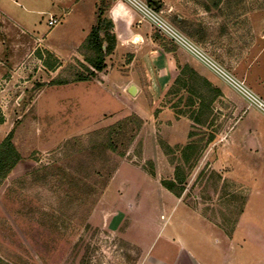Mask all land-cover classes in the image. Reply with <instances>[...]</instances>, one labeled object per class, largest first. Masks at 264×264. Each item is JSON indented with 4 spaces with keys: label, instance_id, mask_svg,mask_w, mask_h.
<instances>
[{
    "label": "rangeland",
    "instance_id": "1",
    "mask_svg": "<svg viewBox=\"0 0 264 264\" xmlns=\"http://www.w3.org/2000/svg\"><path fill=\"white\" fill-rule=\"evenodd\" d=\"M117 1L139 13L135 28L151 24L152 50L160 53L134 60L133 44L117 42L106 69L89 83L48 86L87 64L80 56L50 71L36 55L47 50L37 35L63 57L72 53L77 42L69 26L24 28V40L0 27V144L12 133L20 156L0 186V264H143L142 247L161 248L172 228L184 227L192 243L223 264H264V111L258 103L264 104V0L109 4ZM185 65L224 93L209 129L177 117L189 110L187 91L168 94ZM132 86L140 96L129 92ZM134 114L143 120L141 130L124 124L114 136L125 157L90 144L89 135ZM192 131L216 138L188 173L182 197L235 241L231 253L160 185L175 177L170 158L180 160L162 144L186 146ZM118 213L126 216L110 229Z\"/></svg>",
    "mask_w": 264,
    "mask_h": 264
},
{
    "label": "crops",
    "instance_id": "2",
    "mask_svg": "<svg viewBox=\"0 0 264 264\" xmlns=\"http://www.w3.org/2000/svg\"><path fill=\"white\" fill-rule=\"evenodd\" d=\"M105 5L106 7L103 8ZM101 9L107 10L103 18L112 21L114 24V34L119 47H125L130 43L133 44V48L136 49V52H131L135 56L134 60L138 59L139 56H142L143 59H150L157 53H160V50H152V46L155 48L157 46L152 42L149 36V33H151L153 29L151 24L149 22H144L139 29L135 28L136 23H138L140 19L139 13L135 8L123 1H117L113 3V5H110L109 0H0V27L6 28L8 34L17 33L22 39L26 35L24 28L36 29L40 28L43 24H47L49 27V21L52 19L59 21L57 26H69L73 29V31H71L72 38L76 40L77 45L74 47V51L67 57H63L61 51L57 49L54 44L40 40L41 38H39L38 35L36 36L38 42L47 49L46 51L54 54L63 67L66 62L65 60L71 58L80 59L81 55L78 52L79 48L85 42L93 27L97 25L100 12H103ZM35 29L33 34L27 35L28 38L31 35L35 36L37 30ZM119 47H117L118 50H120ZM165 56L167 57L168 54L166 53ZM104 87L105 88L102 89H104L107 94H110L106 86ZM137 90V94L140 96L142 90L140 88ZM110 95L112 96V94ZM115 99H118L117 101L122 106L125 105L120 98L117 97ZM133 111L139 115L137 110L133 109ZM110 113L111 112H107L106 114ZM120 168L118 169V173ZM155 181L159 183L158 180ZM177 201L181 205L184 204L186 215L190 216V219L201 224L208 232L209 230L210 233L214 232L216 237L218 239L220 238L219 240L217 239V242H219L221 246L230 247L229 249L227 248V252L231 253V250L235 247V241L226 235L223 228L218 223L215 224L210 222L198 211L188 206L186 202H184V197L177 198ZM118 214L119 215L113 216V221L110 220V222H108L110 229H112L116 221L126 216L125 214ZM186 234L185 227L182 228L181 231L180 229L172 228L171 235L166 236V242L161 248L157 249L152 247V249L150 248L147 250L142 247L144 252L143 264H223L221 257L220 260H218V256H216V254H209L208 249H204V246L199 247L192 243L191 238H188ZM223 249H225V247L221 248V250Z\"/></svg>",
    "mask_w": 264,
    "mask_h": 264
},
{
    "label": "trees",
    "instance_id": "3",
    "mask_svg": "<svg viewBox=\"0 0 264 264\" xmlns=\"http://www.w3.org/2000/svg\"><path fill=\"white\" fill-rule=\"evenodd\" d=\"M217 4L218 2L214 3L215 6ZM116 44L117 39L114 34V24L112 21L103 18V14L100 12L97 25L93 27L78 51L87 65L80 64L83 69L82 71L75 70L70 78L66 80L56 79L47 85L54 87L90 82L96 76L97 72L101 73L106 69V58L113 54ZM162 47H164L166 52H173V50L167 49L164 44H162ZM36 55L50 71H55L61 67L60 61L49 51H37ZM179 71V75L170 87L168 94L173 95L182 90L187 91L189 94L187 100L189 110H179L176 113L177 117L187 118L195 128H211L214 124V104L217 100L224 97L223 92L189 65L179 67ZM124 124L135 125V131L138 132L143 126V120L135 114L131 115L113 126L98 130L89 135L90 144L106 147L108 150L117 153L118 149L114 142V136L122 130ZM199 135L193 131L190 132V142L186 146H176L172 149L168 145L162 144L168 156L174 152L180 153L178 163L174 157L170 158V163L176 165L174 179L161 181V185L177 198H181L186 190L185 183L188 173L197 165L204 151L216 138L215 134H211L207 138L205 135ZM135 137L136 135L130 139L129 144L134 142ZM12 139L13 134L10 133L0 144V186L20 160L19 153ZM118 155L120 157L126 156L124 152H118ZM151 166L149 174L155 177V166L152 163Z\"/></svg>",
    "mask_w": 264,
    "mask_h": 264
},
{
    "label": "built area",
    "instance_id": "4",
    "mask_svg": "<svg viewBox=\"0 0 264 264\" xmlns=\"http://www.w3.org/2000/svg\"><path fill=\"white\" fill-rule=\"evenodd\" d=\"M132 1H133L135 4H137L136 1H134V0H132ZM58 24H59V21L56 20V19H52V20L49 21V27H51V28L56 27ZM172 32H173V31H172ZM186 43H187V42H186ZM234 82H235L236 86L239 88V90H240L241 92H245V91H246V92L248 93V95H249L251 98L254 99L253 94H252L250 91L245 90L244 86L241 85V83H238V82H236V81H234ZM258 103H259V105H260L261 110L264 111V104L261 103V102H259V101H258Z\"/></svg>",
    "mask_w": 264,
    "mask_h": 264
},
{
    "label": "water",
    "instance_id": "5",
    "mask_svg": "<svg viewBox=\"0 0 264 264\" xmlns=\"http://www.w3.org/2000/svg\"><path fill=\"white\" fill-rule=\"evenodd\" d=\"M129 92H130L132 95H136L137 92H138V90H137V88H136L135 86H132V87L130 88Z\"/></svg>",
    "mask_w": 264,
    "mask_h": 264
}]
</instances>
